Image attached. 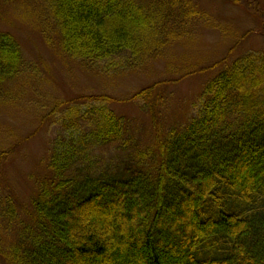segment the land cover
I'll list each match as a JSON object with an SVG mask.
<instances>
[{
	"label": "trees",
	"instance_id": "16d2710c",
	"mask_svg": "<svg viewBox=\"0 0 264 264\" xmlns=\"http://www.w3.org/2000/svg\"><path fill=\"white\" fill-rule=\"evenodd\" d=\"M38 1L44 8L36 21L48 19L60 53L106 72L162 59L168 65L173 47L193 44L199 25L218 28L198 0ZM227 61L209 64L221 68L203 84L185 122L162 135L156 128L154 144L134 147L119 163L99 165L92 148L131 144L133 137L122 135L123 118L108 105L81 113L69 105L75 99L68 101L74 119L68 113L63 125L75 127L57 139L50 178L33 200L34 228H26L5 259L264 264V50L248 49ZM203 65L190 64L179 77L209 69ZM25 67L17 39L0 30V100L19 91ZM165 82L141 88L135 98L147 101ZM88 206L96 211L95 225H85L88 215L80 216L86 211L77 214ZM76 214L84 227L74 230Z\"/></svg>",
	"mask_w": 264,
	"mask_h": 264
},
{
	"label": "rangeland",
	"instance_id": "374dc122",
	"mask_svg": "<svg viewBox=\"0 0 264 264\" xmlns=\"http://www.w3.org/2000/svg\"><path fill=\"white\" fill-rule=\"evenodd\" d=\"M198 6L217 22L218 28L199 25L193 44L173 47L168 65L162 59L138 68L106 72L60 53L59 37L51 32L48 19H42L40 25L36 21L44 8L38 0H0V30L13 34L27 63L25 74L17 82L19 91L0 100V264H12L3 255L25 238L27 227L35 226L33 200L50 178L49 164L54 150H59L60 133L66 135L75 127H65L70 123L63 125L62 118H68V113L73 118V103L81 113L94 105H108L123 118L127 130L122 135L127 140L133 137L131 144L120 146L119 141L92 148L99 165L119 163L134 154V147L139 150L154 144L156 128L162 135L187 120L201 87L221 68L211 69L209 64H217L225 56L231 62L248 49L264 50V0H198ZM203 62L202 68L209 69L179 77L186 66L200 67ZM163 79L166 82L162 88L150 94L147 101L135 98L141 88ZM105 95L109 102L88 98ZM70 100H74L69 102L71 106L67 105ZM78 213L82 218L88 215L85 225L96 224L93 206ZM77 214L71 220L74 230L83 223Z\"/></svg>",
	"mask_w": 264,
	"mask_h": 264
}]
</instances>
